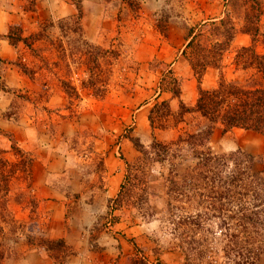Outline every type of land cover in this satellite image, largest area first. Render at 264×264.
Instances as JSON below:
<instances>
[{"label": "crops", "instance_id": "1", "mask_svg": "<svg viewBox=\"0 0 264 264\" xmlns=\"http://www.w3.org/2000/svg\"><path fill=\"white\" fill-rule=\"evenodd\" d=\"M77 1L79 31L69 33L93 44L92 38L99 39L96 29L102 25L103 8L98 4L100 0ZM251 1H206L203 4L204 11H208L207 19L186 28L168 22L162 49L150 53L146 60L138 58L140 73L130 83L136 81L148 88L144 99L153 92L150 96L153 108L160 104L169 108L167 120L162 119L163 124L156 128L148 120L153 112L150 104H141L143 100L138 98L125 99L122 94L126 88L118 82L111 85L113 67H109L102 98H95L93 90L80 83L79 87L74 86L81 105L79 111L75 110L76 115L70 113L63 83L74 85L68 82L75 76L73 73L76 79L82 78L70 66L72 57L62 50L69 33L65 32V25L60 28L61 23L77 15L71 0H0V35L15 27L23 40L11 44L7 38H0V151L3 160L14 165L15 171L11 172L14 177L8 188L18 190L16 195L23 198L8 202L15 207V219H22L25 231L12 232L16 238L2 255L0 264H180L178 251L167 248L157 234L156 221L131 225L119 218L108 225V204L121 189L126 165L136 160L133 141L140 145L152 140L167 144L180 130L194 133L208 125L194 111L198 82L187 59L188 51L183 54L189 28L218 22L226 16L235 29L228 49L221 56L220 68L205 69L199 83L202 88L214 85L219 74L226 82L240 84L252 75L257 76L254 69L242 67V57L236 58L242 48L251 46V36L245 31L250 25L246 17L253 10L254 0ZM258 1V19L254 21L259 29L253 49L264 55V0ZM240 11V20L232 18L233 13ZM109 20H102L103 26ZM219 40L209 37L207 46ZM152 61L167 64L175 82L171 88L178 90L177 96L172 95L171 88L163 86L168 71L159 74ZM149 67L152 69L144 77ZM181 106L189 111L179 112ZM216 133L230 143L229 151L264 154V130L258 133L233 128L223 132L216 124L211 135ZM233 135L238 137L236 141L231 139ZM75 139L78 142L71 144ZM82 139L85 144L88 140L92 142L88 152H81ZM21 161L25 165L19 164ZM28 205L33 209L30 215L26 214ZM30 223L35 226L31 231L25 229ZM58 241L62 244L55 246L53 242Z\"/></svg>", "mask_w": 264, "mask_h": 264}, {"label": "rangeland", "instance_id": "2", "mask_svg": "<svg viewBox=\"0 0 264 264\" xmlns=\"http://www.w3.org/2000/svg\"><path fill=\"white\" fill-rule=\"evenodd\" d=\"M206 1L211 0H100L98 4L103 8L100 20L102 25L97 27V29L95 28L99 39L95 40L92 38L93 44H91L100 48L98 61L96 65L90 63L87 65L86 61L81 65L86 58L84 59L83 56L72 58L70 66H72L74 71L77 70L82 78L76 79L77 75L73 73L75 76L71 80L68 79V82H74V85H71L72 87L75 85L79 87L81 83L86 84V86L91 84L93 92L101 94V92L106 90L105 85L107 73L110 71L109 67H113L110 83L112 80V86L115 82H118L119 85L126 88L122 97L125 99L138 98L140 101L143 100L141 104H150L152 109L154 103L150 96L153 95V92H150L148 98L144 99L147 97L145 91L148 88L145 89L143 85L137 84L136 81L130 83L140 73L137 60L138 58L141 61L146 60L150 57V53L162 49L161 47H163L165 41L164 36L167 37L168 35L165 33V25L168 22H177L180 27L186 28L192 26L191 24L194 22L207 19L209 17L206 15L208 11H204L206 7L203 4ZM253 2L259 5L258 0ZM201 8L203 9L200 10ZM258 14L259 12L256 10H251L247 13L246 20L250 23V28L258 26V23L255 25L254 21L255 16H258ZM238 15H241V11L236 12V14L233 13L232 18L239 17L240 20L241 17ZM75 18L80 17L75 15L71 20L61 23V25H65L66 33L73 32L72 29L75 26L73 21ZM104 19H110L105 26H103L102 21ZM188 21L191 22L189 23ZM71 34L67 35L66 44L62 49L66 55L69 54L71 49L78 48L81 42V39H77ZM79 48L85 52L84 48ZM117 56L120 57L118 60L116 59ZM74 61L75 64H72ZM151 65L152 67H157L154 69H157L159 74L168 71L167 64L164 62L156 63V61H152ZM152 67L147 68L144 77L147 76L148 71H151ZM171 73V71H168L165 78H163V84L165 83L163 86L167 88H171L175 83L174 80L172 82L173 75ZM217 78L218 75L214 78L213 87L217 84ZM152 81L150 80L149 84L153 86ZM197 82L196 94H198L199 87L203 90L212 88L211 86L208 89H204L200 86L198 80ZM135 86L138 87L135 88ZM69 93L67 108L70 113L76 115L75 110L79 111L78 107L81 105L79 96L78 93L75 94L70 91ZM168 112L169 108L166 106L153 108L151 115L153 126L157 128L162 125V119L167 120L165 116L168 115ZM179 112H182L181 107ZM166 124L169 125L168 123ZM184 133L192 132L181 133L180 130L176 138L167 144H163L159 140H152L147 145L138 143V147L133 145L137 151V157L135 161L129 163L128 170L126 169L128 180L124 179L123 181L125 185L124 195L128 197L126 200L123 198L124 201L121 202L120 206L112 205V216L122 218L131 225L156 221L158 226L157 234L162 242H166L164 244L167 248L178 251L181 256L180 264H264V197L261 195L256 196L257 192L254 193L253 189H251V184H245V179L241 181L239 179L240 182L237 181L235 184L234 182L232 183L231 180L234 179V175L241 168H237L235 161H233L235 156L231 155L241 150L229 151L230 143H227L225 139L223 141L221 138L222 134L216 133L214 136L212 134L208 143L211 155L218 157L216 162L218 169L213 168L212 176L206 182L207 186L201 185L200 196L193 197L189 201L190 206L187 204L185 206L183 203L178 204L182 206L184 212L199 214V220L187 221L182 219L180 224L176 225L173 223L174 218L166 206L168 199L167 188L169 185L168 177L171 175L175 176L176 173L181 174L188 166L193 165L190 158L181 161L176 167L172 165L175 161L171 159V153L188 155V149L182 142L177 145L173 144ZM236 138L238 137L235 135L231 137L235 141ZM242 138L240 137V139ZM153 141L168 146V152L163 154L153 148ZM77 142L75 139L70 143ZM85 142L86 140L82 139L81 152L84 153L88 152L92 144L91 140H88L87 144ZM160 153L163 157L162 161L158 162V154ZM243 153L252 156V171L261 173L264 177V154ZM239 160L237 159V161ZM22 162H19V164ZM94 162L96 165L97 160L94 159ZM9 171L13 172L15 169L13 168L12 170V166H9V164H1L0 254L2 255L8 251V248L13 243L11 242L12 239L16 238L11 235L12 232L17 233L20 231L18 233H21L24 231L22 229V219H15V207L8 202L10 199L13 202L21 201V198H23L16 195L18 190L8 188L12 182L11 178L14 177ZM190 182L191 184H198L199 180L193 179ZM210 186L214 192L207 190ZM224 192H227V194H224ZM217 196H220L219 199H215ZM135 202L136 204H134ZM25 207L27 209L26 214H31L33 211L32 207L30 205ZM188 213H181L182 218L188 216ZM243 215L246 217L249 215L248 217L255 220V222H243L241 217ZM175 220L177 221V218ZM33 227L35 228L34 224L30 223L29 225L26 224L25 229L27 228L31 231ZM236 242L239 244H236Z\"/></svg>", "mask_w": 264, "mask_h": 264}, {"label": "trees", "instance_id": "3", "mask_svg": "<svg viewBox=\"0 0 264 264\" xmlns=\"http://www.w3.org/2000/svg\"><path fill=\"white\" fill-rule=\"evenodd\" d=\"M77 9V16L80 17V9L77 0H71ZM252 9L258 11L257 5L253 2ZM259 12V11H258ZM78 19L75 18L73 23L72 31L78 32ZM255 20L258 19V16H255ZM63 25L60 26L63 29ZM245 31L248 32L251 36V46L247 48H242L236 55V58L242 57L244 61H242L243 68H252L256 72V77L252 75L250 78L248 77L245 83L240 84L239 82H226L222 75L219 74L217 84L215 87H212L208 90H203L200 87L198 88V94L196 103L194 106V111L199 113L207 122L208 125L204 129H200L194 133H184L179 136L175 143H183L185 147L188 149V155L185 154H173L171 153V159L175 162L174 167H176L181 161L188 160L193 162V165L188 166L183 173H176L175 176L171 175L168 177V188H167V209L171 211V216H173V223L180 224L182 219L184 220H199V214H189L188 212H184L182 206H179V203H183L190 206V200L193 197H199L200 191L202 190L201 185L204 187L207 186L206 182L209 181L212 176L213 168L218 169L217 160L218 157L212 156L210 149L208 147L209 138L212 133V129L214 125H220L222 127V131L226 132L233 128L249 130L254 132H261L264 130V55L257 54L253 45L256 42V35L258 32V28H250L246 27ZM235 35V29L232 25L231 20L224 16L218 22H208L197 27H192L187 30V44L185 46V50L183 54H187L188 51V62L191 67L193 74L197 77V80L200 82L204 71L209 66H214L216 68H220V60L222 54L228 49L231 40ZM209 37L212 40L220 39L217 42L211 44V46H207V40ZM0 38H7L11 44H16L18 41H23L17 32V28H10L9 32L6 35H0ZM84 48L85 52L82 51L81 48ZM79 47L75 49H71L69 51L70 57L74 58L78 56L80 58L83 56L86 58L87 65L88 63L92 65H96L98 58L100 55L99 49L97 47L92 46L91 44H87L84 41L79 43ZM97 52V54H96ZM235 58V66L238 67V60ZM241 58V59H242ZM257 78H260V81H257ZM82 87L92 88V85L82 84ZM3 89V87L1 88ZM63 89L66 92L68 98L70 97V92L77 94L76 88L71 85H67L63 83ZM171 93L173 96L178 95V90L175 88L171 89ZM104 93L101 92H93V96L96 98H102ZM76 96V95H75ZM163 106V105H158ZM155 105L154 108H158ZM182 112L189 111V109L181 106ZM181 112V113H182ZM149 123L152 125L151 118H148ZM133 145L138 147L137 142L133 141ZM152 147L156 148L161 153L168 152V146L153 141ZM177 151V150H176ZM175 151V152H176ZM158 154L159 160L162 161V155ZM235 156L234 160L237 168H241L234 175V179H232V183L237 182L243 179L246 180L245 184H251V189H253L256 196L261 195L264 197V177L261 173L252 171L253 158L252 156L245 154L241 151H237L235 154L231 155ZM237 159H240L237 161ZM23 165L24 162H22ZM1 164H9L6 163L5 160L1 157L0 151V166ZM16 165V164H15ZM9 166L14 167V165L9 164ZM129 164L126 165V169L128 170ZM242 166V167H241ZM10 172V171H9ZM12 172V171H11ZM10 172V173H11ZM12 174V173H11ZM125 180H128V176L126 177L125 172ZM199 180L198 184H191V180ZM239 181V182H240ZM201 189V190H200ZM212 187H208L207 190L209 192H214L211 190ZM125 185L122 184L121 189L117 195V197L109 202L108 210L113 208L114 206H120L121 202L127 199L128 196L124 195ZM227 194V192H224ZM206 197V196H205ZM210 197V196H209ZM220 196H217L215 199H219ZM140 199V198H139ZM136 204V202L134 203ZM135 206V205H131ZM181 213H188V216L182 218ZM255 214V213H253ZM249 216V215H248ZM246 217L245 215L241 216L243 222L253 223V220L250 217ZM177 218V221L175 220ZM118 217H113L111 219V223L118 220ZM48 246H51L50 242H45ZM58 246L62 244V242H53ZM236 244H239L236 242ZM2 259V254H0V260Z\"/></svg>", "mask_w": 264, "mask_h": 264}, {"label": "built area", "instance_id": "4", "mask_svg": "<svg viewBox=\"0 0 264 264\" xmlns=\"http://www.w3.org/2000/svg\"><path fill=\"white\" fill-rule=\"evenodd\" d=\"M113 214H112V208H110L109 210H108V215L106 216V223L109 225L110 223H111V219H112V216Z\"/></svg>", "mask_w": 264, "mask_h": 264}]
</instances>
